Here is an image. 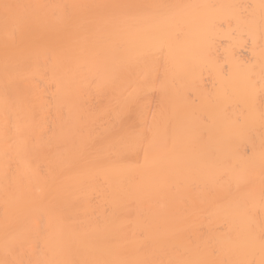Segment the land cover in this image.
I'll use <instances>...</instances> for the list:
<instances>
[{"label": "bare ground", "instance_id": "6f19581e", "mask_svg": "<svg viewBox=\"0 0 264 264\" xmlns=\"http://www.w3.org/2000/svg\"><path fill=\"white\" fill-rule=\"evenodd\" d=\"M0 264H264V0H0Z\"/></svg>", "mask_w": 264, "mask_h": 264}]
</instances>
